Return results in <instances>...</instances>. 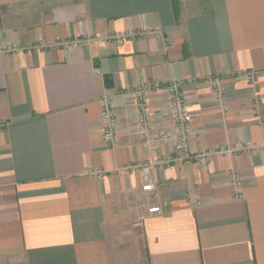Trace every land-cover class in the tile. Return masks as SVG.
Segmentation results:
<instances>
[{
	"label": "crops",
	"instance_id": "1",
	"mask_svg": "<svg viewBox=\"0 0 264 264\" xmlns=\"http://www.w3.org/2000/svg\"><path fill=\"white\" fill-rule=\"evenodd\" d=\"M186 1L0 0V264H264V0ZM174 79L189 152L212 154L144 191L135 167L175 156L150 140L173 124L153 91L143 129L134 88Z\"/></svg>",
	"mask_w": 264,
	"mask_h": 264
},
{
	"label": "built area",
	"instance_id": "2",
	"mask_svg": "<svg viewBox=\"0 0 264 264\" xmlns=\"http://www.w3.org/2000/svg\"><path fill=\"white\" fill-rule=\"evenodd\" d=\"M127 35L121 34L115 37L117 41H123ZM78 42L65 43L68 48L76 46ZM208 83L212 89L219 87L218 78H209L204 81ZM184 82L180 79H174L168 83H147L143 82L134 88L136 95V105L138 110V124L145 130L151 129V115L149 112L148 96L153 91H160L166 97L168 110L171 122L173 124V131L153 132L150 140L157 142L162 139L171 138L174 140L173 155H165L156 157L150 161L141 162L137 164L135 169L139 172L142 178V190L149 191L153 189L150 174L151 169L162 163H168L174 158L181 160L183 163H194L196 165H203L211 156L210 151H196L189 152L188 138L191 132V121L193 113L190 110L189 104L183 92ZM100 117L103 124L102 138L106 145L114 146L117 143V118L112 107L111 97L104 94L99 99ZM149 213H160L159 206H151L147 209Z\"/></svg>",
	"mask_w": 264,
	"mask_h": 264
},
{
	"label": "rangeland",
	"instance_id": "3",
	"mask_svg": "<svg viewBox=\"0 0 264 264\" xmlns=\"http://www.w3.org/2000/svg\"><path fill=\"white\" fill-rule=\"evenodd\" d=\"M207 9V0H188L184 5V12L187 15L203 13Z\"/></svg>",
	"mask_w": 264,
	"mask_h": 264
}]
</instances>
